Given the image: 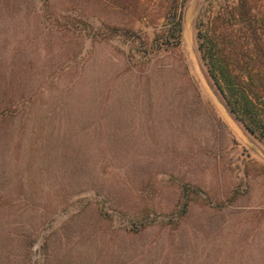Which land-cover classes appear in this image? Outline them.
<instances>
[{
    "label": "rangeland",
    "instance_id": "374dc122",
    "mask_svg": "<svg viewBox=\"0 0 264 264\" xmlns=\"http://www.w3.org/2000/svg\"><path fill=\"white\" fill-rule=\"evenodd\" d=\"M181 1L0 0V264H264V144L196 44L239 0Z\"/></svg>",
    "mask_w": 264,
    "mask_h": 264
},
{
    "label": "trees",
    "instance_id": "16d2710c",
    "mask_svg": "<svg viewBox=\"0 0 264 264\" xmlns=\"http://www.w3.org/2000/svg\"><path fill=\"white\" fill-rule=\"evenodd\" d=\"M246 3L239 0L228 14L200 9L196 44L215 95L228 114L264 144V26L261 17L243 8ZM168 20L159 44L165 49L180 42L182 12L170 8Z\"/></svg>",
    "mask_w": 264,
    "mask_h": 264
}]
</instances>
